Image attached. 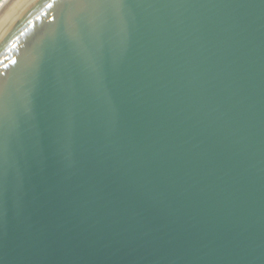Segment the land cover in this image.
I'll return each instance as SVG.
<instances>
[{"label":"water","instance_id":"water-1","mask_svg":"<svg viewBox=\"0 0 264 264\" xmlns=\"http://www.w3.org/2000/svg\"><path fill=\"white\" fill-rule=\"evenodd\" d=\"M0 264H264V0H12Z\"/></svg>","mask_w":264,"mask_h":264},{"label":"bare ground","instance_id":"bare-ground-1","mask_svg":"<svg viewBox=\"0 0 264 264\" xmlns=\"http://www.w3.org/2000/svg\"><path fill=\"white\" fill-rule=\"evenodd\" d=\"M12 0H2L0 3V13L11 3Z\"/></svg>","mask_w":264,"mask_h":264},{"label":"trees","instance_id":"trees-1","mask_svg":"<svg viewBox=\"0 0 264 264\" xmlns=\"http://www.w3.org/2000/svg\"><path fill=\"white\" fill-rule=\"evenodd\" d=\"M2 0H0V3H1Z\"/></svg>","mask_w":264,"mask_h":264}]
</instances>
